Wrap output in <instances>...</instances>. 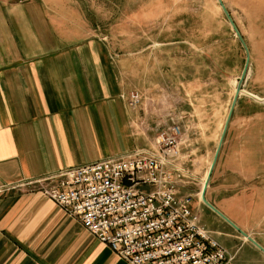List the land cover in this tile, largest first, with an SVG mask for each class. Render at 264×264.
<instances>
[{"label":"crops","instance_id":"1","mask_svg":"<svg viewBox=\"0 0 264 264\" xmlns=\"http://www.w3.org/2000/svg\"><path fill=\"white\" fill-rule=\"evenodd\" d=\"M83 1L0 0V264H127L38 183L101 160L157 154L155 139L171 114L131 108L128 99L136 92L159 101L162 91L184 102L174 108L180 155L167 168L177 200L191 198L193 215L231 264H264V103L238 99L204 194L214 210L203 193L238 76L202 43L164 33L155 18L152 32L143 17L136 39L125 36L133 51H116L112 21L106 28L100 18L107 11ZM121 23L129 27L128 17ZM193 49L200 70L182 89Z\"/></svg>","mask_w":264,"mask_h":264},{"label":"built area","instance_id":"2","mask_svg":"<svg viewBox=\"0 0 264 264\" xmlns=\"http://www.w3.org/2000/svg\"><path fill=\"white\" fill-rule=\"evenodd\" d=\"M128 102L136 107L141 98L132 94ZM182 138L174 123L155 141L157 154L63 171L40 181V192L127 264H231L193 215L191 198L177 200L167 168L178 160Z\"/></svg>","mask_w":264,"mask_h":264},{"label":"rangeland","instance_id":"3","mask_svg":"<svg viewBox=\"0 0 264 264\" xmlns=\"http://www.w3.org/2000/svg\"><path fill=\"white\" fill-rule=\"evenodd\" d=\"M83 0H73V2L81 3ZM91 5H95L101 11L103 23L106 28L111 20L113 31L112 45L116 51L131 52L135 49V44H124L125 36L129 35L130 42L136 39L137 33L140 32L138 24L140 19L144 17L145 28L151 30V22L154 20L160 21L161 30L170 28L173 30V37L177 40L185 38L192 41V45H199L202 43L203 49L211 58L217 61L220 66L227 72L237 75L238 78L234 81L235 90L237 83L241 78L244 70L247 51L242 45L236 33L227 19L218 0H86ZM231 18L236 24L250 55V67L244 81L242 89H254L257 92L264 94V0H222ZM84 3V1L82 2ZM128 6V13L121 14L118 8ZM122 15L128 17V26L122 24ZM103 26V27H104ZM152 32V30H151ZM165 33V30H164ZM162 33V36L163 34ZM165 36L162 37V39ZM189 53V50H187ZM193 68L183 72L187 78L184 88L193 86L190 83L189 75L192 73L193 77L197 71L200 70L196 62L198 60L195 49L192 50ZM179 72V73H180ZM181 80L183 78H180ZM230 79V78H228ZM228 79L226 77L224 86H227ZM193 81V80H192ZM248 86L249 88H246ZM195 87L190 90L194 94ZM141 103L136 107L131 108H145L146 111H152V108L157 111H162L163 116L169 120L168 114H171L170 124L164 127L166 130L174 123L180 124L177 118L176 106H184L182 99L174 101L173 94H167L165 91L160 93V100L154 98L152 95L143 96L139 93ZM129 95V99L131 95ZM185 98V95H184ZM177 102V104H176ZM178 107V108H179ZM230 112V111H229ZM173 120V121H172ZM179 121V122H178ZM159 135L156 137L155 140ZM156 145V143H155Z\"/></svg>","mask_w":264,"mask_h":264},{"label":"water","instance_id":"4","mask_svg":"<svg viewBox=\"0 0 264 264\" xmlns=\"http://www.w3.org/2000/svg\"><path fill=\"white\" fill-rule=\"evenodd\" d=\"M218 2H219V4H220V6L222 7L223 12L225 13L227 19L229 20L231 26L233 27V29H234V31H235V33H236V36L238 37V39L240 40V42L242 43V45H243V46L245 47V49H246V51H247V60H246V64H245L244 70H243V72H242L241 78L239 79V82L237 83V88H236L235 97H234V100H233V103H232V106H231V109H230V112H229V115H228V118H227V121H226V125H225V128H224V132H223V134H222V138H221V140H220L219 147H218L217 152H216L215 160H214V162H213L212 168H211V170H210L209 177H208V179H207V182H206V184H205V188H204L203 200H204L205 204L208 205V206H209L210 208H212V209H214V208H213L212 206H210V205L207 203V201L205 200L204 194H205L206 189H207V187H208V184H209V181H210V176H211L212 171H213V169H214V166H215V164H216V160H217L218 155H219V153H220V149H221V147H222V144H223V141H224V138H225L226 132H227L228 127H229V125H230V122H231V119H232V116H233V113H234V109H235V107H236V104H237V102H238V99H239L240 96H247V97H250V98H252L253 100H255V101H257V102H260V103H262V104L264 103V99H261V98H259V97H257V96H254V95H252V94H250V93H248V92H246L245 90L242 89L243 84H244V81H245L246 76H247V73H248V71H249V67H250V55H249V52H248V48H247V46H246V44H245V42H244V40H243V38H242V36H241V34H240V32H239V30H238L236 24L234 23V21H233V19L231 18V16H230L228 10L226 9V7H225L223 1H222V0H218ZM214 210H215V209H214ZM241 233H242V232H241ZM242 234H243L245 237H247L251 242H253V243L255 244V242H254L249 236H247V235L244 234V233H242Z\"/></svg>","mask_w":264,"mask_h":264}]
</instances>
